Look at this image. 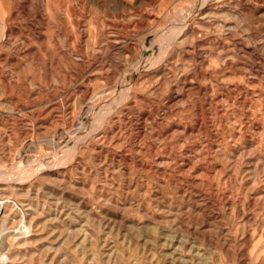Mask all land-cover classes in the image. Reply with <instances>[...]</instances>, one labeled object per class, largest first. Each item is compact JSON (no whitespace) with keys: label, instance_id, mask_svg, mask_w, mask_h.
Returning a JSON list of instances; mask_svg holds the SVG:
<instances>
[{"label":"rangeland","instance_id":"rangeland-1","mask_svg":"<svg viewBox=\"0 0 264 264\" xmlns=\"http://www.w3.org/2000/svg\"><path fill=\"white\" fill-rule=\"evenodd\" d=\"M0 13V264H264V0Z\"/></svg>","mask_w":264,"mask_h":264},{"label":"bare ground","instance_id":"bare-ground-1","mask_svg":"<svg viewBox=\"0 0 264 264\" xmlns=\"http://www.w3.org/2000/svg\"><path fill=\"white\" fill-rule=\"evenodd\" d=\"M0 15H1V13H0ZM29 169V168H28ZM24 171V170H23ZM23 174V173H22ZM2 211L3 210H0V222H2L3 221V215H2Z\"/></svg>","mask_w":264,"mask_h":264}]
</instances>
